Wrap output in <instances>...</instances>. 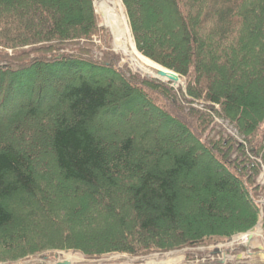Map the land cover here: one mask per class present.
<instances>
[{"label": "trees", "instance_id": "obj_1", "mask_svg": "<svg viewBox=\"0 0 264 264\" xmlns=\"http://www.w3.org/2000/svg\"><path fill=\"white\" fill-rule=\"evenodd\" d=\"M121 4L134 45L100 6L115 38L184 89L124 70L95 0H0V264L185 249L215 264L195 249L260 217L264 239V0ZM235 251L225 264H245Z\"/></svg>", "mask_w": 264, "mask_h": 264}, {"label": "rangeland", "instance_id": "obj_2", "mask_svg": "<svg viewBox=\"0 0 264 264\" xmlns=\"http://www.w3.org/2000/svg\"><path fill=\"white\" fill-rule=\"evenodd\" d=\"M105 1L123 16L125 20V25H126L128 36L129 34L131 36L130 29L127 23V19L123 12L121 0H105ZM101 2L102 0H95V7H96L97 12L101 16V22H102L101 24L109 29L110 36L112 39L111 47L113 51L117 54L119 53L122 58L120 61V66L124 70H129L130 72H132V74H136L142 78L153 79L152 78L154 76L153 74L149 75L146 71L139 68L134 63L133 59L129 56L127 52L128 41L126 37L124 36V34L122 35L121 33L120 40L115 38L116 36L112 32L111 28L109 27L107 18L105 17L103 10L100 7ZM114 9L110 8V16H111L112 23L114 25V30L118 32L120 30V27H119V23H118ZM95 42L99 43L98 40H95ZM131 42H132V38H131ZM182 84H179V86L183 88ZM49 88L52 89V86H49ZM53 89H58L57 91H59L60 88L54 85ZM192 106L200 110L202 109V106L199 103H194L192 104ZM136 119L138 121V118ZM215 121L219 125V128H223L227 133L234 135V131L226 123H223V121H221L218 118H215ZM152 126H154V124ZM162 140L165 141L166 144L169 145V143L167 142L168 141L167 137H162ZM174 143H175V146H174L175 148L183 146L182 144H180L182 142L175 141ZM169 147L171 148L173 146H169ZM263 169H264V166H261V173H260L261 175H259V182L261 185H264V170ZM260 201L264 202V191H263V196L260 197ZM262 219L263 217H260L259 223L253 231H248L244 233H236L231 237L230 241H228L227 243L218 244L217 246L210 245L208 247H200V248H196L195 250L199 252L217 251V256H211L209 258L211 259V261L215 262V264H225L227 261L234 260V256L236 252L235 248L239 246H243L246 249V252L241 254V257L245 259L244 260L245 264L264 263V239H261L262 229H261V224H260ZM249 234L251 235V238L247 237ZM227 248L231 249L230 250L231 252H226L225 250ZM187 251L189 250L185 249L181 251L168 252L165 254L154 253V254H150L145 257H129L127 255H123V256L110 255L101 260H95V261L86 260L84 256L79 252L55 251V257H54L55 260H51L47 257H43V258H36V259H27L25 261L11 263V264H65V263H69V264H167L165 260L167 257H170L173 259L175 258L173 262H169L168 264H187L186 259H185L186 258L185 253ZM193 262L196 263L197 260ZM193 262H189L188 264H192Z\"/></svg>", "mask_w": 264, "mask_h": 264}, {"label": "water", "instance_id": "obj_3", "mask_svg": "<svg viewBox=\"0 0 264 264\" xmlns=\"http://www.w3.org/2000/svg\"><path fill=\"white\" fill-rule=\"evenodd\" d=\"M129 39L131 40V36L129 34ZM140 54V53H139ZM141 55V54H140ZM142 56V55H141ZM144 57V56H142ZM145 58V57H144ZM146 59V58H145ZM148 60V59H147ZM150 61V60H148ZM151 62V61H150ZM153 63V62H151ZM158 69H154L157 77H152L154 79H157L159 81H167L173 84V86H177L178 84H181L180 82V76L172 71L166 70L165 68L153 63ZM251 237V236H250ZM69 264V263H65Z\"/></svg>", "mask_w": 264, "mask_h": 264}, {"label": "bare ground", "instance_id": "obj_4", "mask_svg": "<svg viewBox=\"0 0 264 264\" xmlns=\"http://www.w3.org/2000/svg\"><path fill=\"white\" fill-rule=\"evenodd\" d=\"M126 52V51H125ZM138 52V51H137ZM140 55V54H139ZM144 58V57H143ZM145 59V58H144ZM147 60V59H146ZM150 62V61H149ZM151 63V62H150ZM153 64V63H152ZM154 65V64H153ZM155 66V65H154ZM139 67V66H138ZM140 68V67H139ZM157 68V67H156ZM158 69V68H157ZM153 77H157V75L156 76H153ZM175 259V258H174ZM174 259L173 258H170V257H167L165 260H166V263L168 264L169 262H173L174 261Z\"/></svg>", "mask_w": 264, "mask_h": 264}]
</instances>
